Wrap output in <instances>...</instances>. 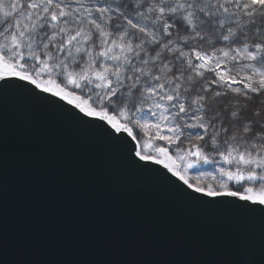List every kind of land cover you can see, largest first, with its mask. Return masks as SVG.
<instances>
[{"label": "snow or ice", "instance_id": "6c2138e0", "mask_svg": "<svg viewBox=\"0 0 264 264\" xmlns=\"http://www.w3.org/2000/svg\"><path fill=\"white\" fill-rule=\"evenodd\" d=\"M10 99L264 234V0H0V118Z\"/></svg>", "mask_w": 264, "mask_h": 264}, {"label": "water", "instance_id": "95a60500", "mask_svg": "<svg viewBox=\"0 0 264 264\" xmlns=\"http://www.w3.org/2000/svg\"><path fill=\"white\" fill-rule=\"evenodd\" d=\"M20 109L0 118V264H233L242 241L259 259L258 219L195 209L99 137Z\"/></svg>", "mask_w": 264, "mask_h": 264}, {"label": "trees", "instance_id": "16d2710c", "mask_svg": "<svg viewBox=\"0 0 264 264\" xmlns=\"http://www.w3.org/2000/svg\"><path fill=\"white\" fill-rule=\"evenodd\" d=\"M203 170H211V166H202Z\"/></svg>", "mask_w": 264, "mask_h": 264}]
</instances>
